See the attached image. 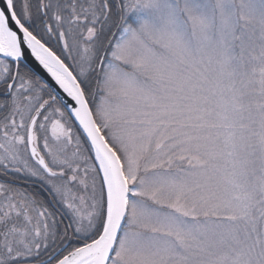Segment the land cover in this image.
<instances>
[{
	"label": "snow or ice",
	"instance_id": "snow-or-ice-1",
	"mask_svg": "<svg viewBox=\"0 0 264 264\" xmlns=\"http://www.w3.org/2000/svg\"><path fill=\"white\" fill-rule=\"evenodd\" d=\"M0 264H264V0H0Z\"/></svg>",
	"mask_w": 264,
	"mask_h": 264
}]
</instances>
